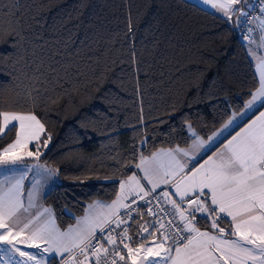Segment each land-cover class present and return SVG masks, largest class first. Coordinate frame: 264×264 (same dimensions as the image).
<instances>
[{"label": "trees", "instance_id": "16d2710c", "mask_svg": "<svg viewBox=\"0 0 264 264\" xmlns=\"http://www.w3.org/2000/svg\"><path fill=\"white\" fill-rule=\"evenodd\" d=\"M0 24L25 38L0 68V108L33 111L51 134L44 204L61 229L111 202L141 154L188 146V122L208 138L258 87L234 22L189 0H0Z\"/></svg>", "mask_w": 264, "mask_h": 264}, {"label": "snow or ice", "instance_id": "6c2138e0", "mask_svg": "<svg viewBox=\"0 0 264 264\" xmlns=\"http://www.w3.org/2000/svg\"><path fill=\"white\" fill-rule=\"evenodd\" d=\"M198 2L227 20L235 17L237 26L250 23L248 18L256 11L251 0ZM258 3L261 15L251 19L259 20L264 34V0ZM24 39L17 28L0 24V44L9 48L0 52V68L7 63L15 69ZM261 39L264 46V35ZM258 71V87L250 92L241 118L258 104L264 107V58ZM235 121L234 113L207 140L188 122L190 147L141 154L134 166L142 177L133 173L119 179V192L110 203H90L74 227L61 231L50 208L30 212L36 206L40 180L27 192L24 188L26 174L33 169L57 174L40 162V149L47 148L52 136L33 111L0 108V140L15 133L0 148V171L7 170L0 180V264H52L57 257L59 264H264V111L246 126ZM226 131L231 138L220 140L219 151L212 148L198 167H188V159L201 149L208 151L206 145L211 147ZM28 157L36 163H25ZM15 172L19 175H10ZM161 185L168 187L156 194ZM198 214L207 229L197 226Z\"/></svg>", "mask_w": 264, "mask_h": 264}, {"label": "crops", "instance_id": "0c3cea01", "mask_svg": "<svg viewBox=\"0 0 264 264\" xmlns=\"http://www.w3.org/2000/svg\"><path fill=\"white\" fill-rule=\"evenodd\" d=\"M189 1H191V2H193L195 4H197L198 6H200V7L204 8V9H206V10H208V11H210V12H212V13L220 16V17H222L221 13L217 12L216 10L212 9L209 6H206V5H203L202 3H199L198 0H189ZM251 3H252V0H251ZM222 18H224V17H222ZM224 19L227 20V18H224ZM235 19L236 18L233 17V20H229V21H233L234 22ZM258 25H259V22H258ZM242 26H240V27H242ZM258 29H259V27H258ZM259 34L262 36V33H261L260 29H259ZM259 34L257 32H254V31L252 32V37H251V41L252 42H250V41L249 42H245L243 40V38L241 37L242 41L246 45V49H247L248 56H249L250 60L253 62L254 66H255V70H256V74L258 76V80H259L258 64H259L260 59L261 58H264V46H262V43L259 40ZM260 111H264V107H260L259 104H258L256 106V108H254L253 110L249 111L247 113V115L244 116L243 118H241L240 116L236 115V121L234 123H238L240 125L246 126V123L245 122L251 123V120L252 119H255L256 116L259 115V112ZM222 127L223 126H221L219 129H217L214 133L219 132ZM236 130H239V129L237 128ZM229 131H232V134H235V132L232 129H229ZM214 133H212L210 136H213ZM189 135L191 136L190 133H189ZM224 136H227L229 139L231 138L228 135V132L226 131L222 136L218 137L215 141L212 142L211 147H209V146L206 145V148H208V151H205V149H201L199 152H197L195 154V157L194 158L188 159V167L191 168L193 165H196L198 167L199 166V163H203V160L206 159L208 155H211L212 154V151H211L212 148H215L216 151H219V148L216 147V145L219 144V147H223V144H220V140H223L224 139ZM202 139L207 140V138H202ZM192 141H193V138L191 137V142L189 143V145L188 146H185V147H181V148H188V147H190L192 145ZM226 142L227 141L224 140V143H226ZM48 146H49V143H48ZM48 146H47V148H48ZM29 147H30V149L33 148L32 145H30ZM47 148H44L43 146L41 147L40 150H41L42 155L44 154V152H45V150ZM163 149H171V148H163ZM42 155H41V157H42ZM41 157H40V159H41ZM40 162L41 163H44L48 167L54 169L51 165L45 163L44 161H41L40 160ZM25 163H27V164H33V163H36V162L32 158L28 157V158H25ZM133 173H136L138 175V177H142L143 176V172H141L137 168H135V170H134ZM16 175H19V173L16 174ZM3 179H4V175L3 176H0V180H3ZM36 180H40V184L38 185L39 194H38V196L36 197V200H35V205L36 206L33 207L32 209H30V212L31 213H38V212L42 211L44 208H49V207H47L44 204V197L52 189V187L58 182V176H57V174L54 175V176H49L45 172H40L38 169H33L31 172H28L26 174V177H25V180H24L25 192H27V190H29L31 188L32 184ZM141 183L144 184L146 187H149V188L151 187L150 185L147 184V181L146 180H141ZM167 187L168 186H166V185H161V187L157 189V193H160L163 190H166ZM104 203H110V202H104ZM168 207H170V205ZM87 210H88V206H87L86 211ZM52 214H53V212H52ZM53 216H54V214H53ZM198 218L203 219L201 216H199V214L197 216V219ZM43 219H45V217H41V220H43ZM54 219H55V217H54ZM148 219H154V218L153 217H148ZM55 224L59 228V226L57 225L56 220H55ZM197 226L200 227L198 225V223H197ZM201 230H205V229H201ZM61 231H65V230H61ZM28 251H36V250L28 249ZM59 260H60V258L57 257L56 260H54L52 262V264H59ZM129 264H130V262H129Z\"/></svg>", "mask_w": 264, "mask_h": 264}, {"label": "built area", "instance_id": "2783aa9c", "mask_svg": "<svg viewBox=\"0 0 264 264\" xmlns=\"http://www.w3.org/2000/svg\"><path fill=\"white\" fill-rule=\"evenodd\" d=\"M253 5L256 7V11L251 12L250 17L248 18L251 22L243 24L241 27V37L245 42H249L250 40L247 37H252V32H257L259 34V29H258V22L259 20L256 19H251L252 17H259L261 14L259 12V3L258 0H252ZM251 29V31H249ZM259 38L261 41V35L259 34ZM159 194V193H156ZM140 204H143V201L139 202ZM155 203V202H154ZM99 235V233H97Z\"/></svg>", "mask_w": 264, "mask_h": 264}, {"label": "rangeland", "instance_id": "374dc122", "mask_svg": "<svg viewBox=\"0 0 264 264\" xmlns=\"http://www.w3.org/2000/svg\"><path fill=\"white\" fill-rule=\"evenodd\" d=\"M234 28L235 29H237L238 30V32H239V36L241 37V27L240 26H237L235 23H234ZM262 35H264V34H262ZM261 38H262V36H261ZM259 40H260V38H259ZM261 43H262V39H261V41H260ZM244 111V107L240 110V111H236V112H233L232 114H231V116L229 117V119H231L232 118V115L235 113L236 115H238V116H240V113L241 112H243ZM238 112V113H237ZM228 119V120H229ZM227 120V121H228ZM190 133V132H189ZM4 171H7L6 169L4 170ZM4 171H0V176H3L4 175ZM11 174H18V172H15V173H10V175ZM86 214V212H84L82 215H80V216H78L77 218H76V220L77 219H79V218H81V217H83L84 215ZM56 220V219H55ZM76 220H75V222L73 223V224H71V225H69L66 229H61L60 227V229L61 230H67L69 227H74L75 226V224H76ZM57 222V221H56ZM57 225H58V223H57ZM59 226V225H58Z\"/></svg>", "mask_w": 264, "mask_h": 264}, {"label": "water", "instance_id": "95a60500", "mask_svg": "<svg viewBox=\"0 0 264 264\" xmlns=\"http://www.w3.org/2000/svg\"><path fill=\"white\" fill-rule=\"evenodd\" d=\"M228 25H229V26H231V25H232V23H231V22H228Z\"/></svg>", "mask_w": 264, "mask_h": 264}]
</instances>
